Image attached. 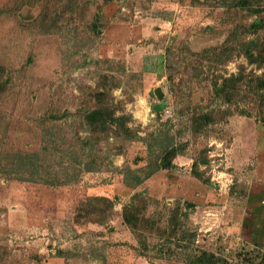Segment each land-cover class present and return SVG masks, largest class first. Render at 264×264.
Wrapping results in <instances>:
<instances>
[{"label":"rangeland","instance_id":"rangeland-1","mask_svg":"<svg viewBox=\"0 0 264 264\" xmlns=\"http://www.w3.org/2000/svg\"><path fill=\"white\" fill-rule=\"evenodd\" d=\"M259 7L0 0V264H264Z\"/></svg>","mask_w":264,"mask_h":264},{"label":"trees","instance_id":"trees-1","mask_svg":"<svg viewBox=\"0 0 264 264\" xmlns=\"http://www.w3.org/2000/svg\"><path fill=\"white\" fill-rule=\"evenodd\" d=\"M253 12H254L255 14H258V15H259V14H260V15H264V8H261V7L256 8ZM262 19L264 20V17H263ZM263 25H264V22H263V21H261L260 24L253 23V24L250 25L249 29H252L253 31H259V30L262 29ZM247 55H248V57H250L251 59H253V54H252V55L247 54ZM118 120H119V119L113 118V119L110 121V123H116ZM171 154H174V151H173V150H171V152H169V153H167V154L165 155V158L162 159L163 164H160L155 170H157V169H167L168 167H170V166H171V162L168 161L167 157H170L169 155H171ZM166 156H167V157H166ZM175 156H176V154H175ZM153 172H154V171H151V172L148 174L147 178H148L149 176H151V174H152Z\"/></svg>","mask_w":264,"mask_h":264},{"label":"water","instance_id":"water-1","mask_svg":"<svg viewBox=\"0 0 264 264\" xmlns=\"http://www.w3.org/2000/svg\"><path fill=\"white\" fill-rule=\"evenodd\" d=\"M155 94L158 97V99H161L162 98V94H161V92H160L159 89L155 91Z\"/></svg>","mask_w":264,"mask_h":264}]
</instances>
